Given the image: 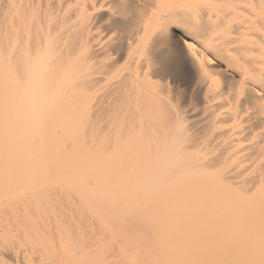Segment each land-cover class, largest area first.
Here are the masks:
<instances>
[{
    "label": "bare ground",
    "instance_id": "6f19581e",
    "mask_svg": "<svg viewBox=\"0 0 264 264\" xmlns=\"http://www.w3.org/2000/svg\"><path fill=\"white\" fill-rule=\"evenodd\" d=\"M262 199L264 0H0V264H246Z\"/></svg>",
    "mask_w": 264,
    "mask_h": 264
},
{
    "label": "snow or ice",
    "instance_id": "6c2138e0",
    "mask_svg": "<svg viewBox=\"0 0 264 264\" xmlns=\"http://www.w3.org/2000/svg\"><path fill=\"white\" fill-rule=\"evenodd\" d=\"M173 38L181 47H187L188 49H194L195 45L189 42V38L180 32L172 33ZM260 221H261V248H260V259L247 261L246 264H264V199L261 200L260 204Z\"/></svg>",
    "mask_w": 264,
    "mask_h": 264
}]
</instances>
